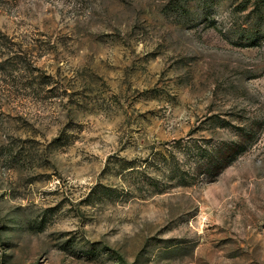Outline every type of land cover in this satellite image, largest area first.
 I'll return each instance as SVG.
<instances>
[{
  "label": "rangeland",
  "instance_id": "rangeland-1",
  "mask_svg": "<svg viewBox=\"0 0 264 264\" xmlns=\"http://www.w3.org/2000/svg\"><path fill=\"white\" fill-rule=\"evenodd\" d=\"M0 264H264V0L0 1Z\"/></svg>",
  "mask_w": 264,
  "mask_h": 264
},
{
  "label": "trees",
  "instance_id": "trees-1",
  "mask_svg": "<svg viewBox=\"0 0 264 264\" xmlns=\"http://www.w3.org/2000/svg\"><path fill=\"white\" fill-rule=\"evenodd\" d=\"M0 1H2V0H0ZM229 147H230L229 150H238V148H239V146H237V145H230ZM237 147H238V148H237ZM231 155H232V154H231Z\"/></svg>",
  "mask_w": 264,
  "mask_h": 264
}]
</instances>
